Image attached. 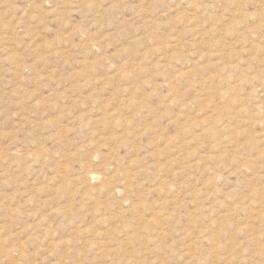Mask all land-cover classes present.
<instances>
[{"label": "rangeland", "instance_id": "rangeland-1", "mask_svg": "<svg viewBox=\"0 0 264 264\" xmlns=\"http://www.w3.org/2000/svg\"><path fill=\"white\" fill-rule=\"evenodd\" d=\"M0 264H264V0H0Z\"/></svg>", "mask_w": 264, "mask_h": 264}, {"label": "bare ground", "instance_id": "bare-ground-1", "mask_svg": "<svg viewBox=\"0 0 264 264\" xmlns=\"http://www.w3.org/2000/svg\"><path fill=\"white\" fill-rule=\"evenodd\" d=\"M123 93H125V92H123ZM134 98V97H133ZM135 107V106H134ZM247 107V106H246ZM241 108H243L242 106H241ZM137 109V108H136ZM59 168V167H58ZM56 172V171H55ZM95 176H97V175H95ZM124 176H126V175H124ZM125 179V178H124ZM136 209H138V208H136ZM77 227V226H76ZM96 229V228H95ZM133 229H135V228H133ZM128 230V229H127ZM138 230V229H137ZM99 231V230H98ZM118 231V230H117ZM146 231V230H145ZM144 231V232H145ZM94 233H95V231H94ZM10 234V233H9ZM92 234V233H91ZM90 234V235H91ZM8 235V234H7ZM6 235V236H7ZM121 235H123V234H121ZM102 236V235H101ZM118 236V235H117ZM105 237V236H104ZM60 239V238H59ZM105 239V238H104ZM122 239V238H121ZM125 239V238H124ZM134 239V238H133ZM58 240V239H57ZM89 242V241H88ZM124 242V241H123ZM127 242V241H126ZM11 243V242H10ZM48 243V242H47ZM51 243V242H50ZM114 243H116V242H114ZM117 244H119V242L117 243ZM8 246V245H7ZM89 246V245H88ZM114 246V245H113ZM135 246V245H134ZM141 246V245H140ZM102 247V246H101ZM107 247V246H106ZM109 247V246H108ZM112 247V246H111ZM143 248V247H142ZM99 249V248H98ZM111 249V248H110ZM108 250V249H107ZM144 250V249H143ZM1 253H4V252H1ZM12 257V256H11ZM9 261V260H8Z\"/></svg>", "mask_w": 264, "mask_h": 264}]
</instances>
